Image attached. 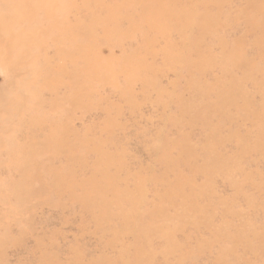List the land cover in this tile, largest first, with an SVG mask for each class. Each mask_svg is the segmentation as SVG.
Wrapping results in <instances>:
<instances>
[{
  "label": "rangeland",
  "instance_id": "obj_1",
  "mask_svg": "<svg viewBox=\"0 0 264 264\" xmlns=\"http://www.w3.org/2000/svg\"><path fill=\"white\" fill-rule=\"evenodd\" d=\"M0 264H264V0H0Z\"/></svg>",
  "mask_w": 264,
  "mask_h": 264
}]
</instances>
